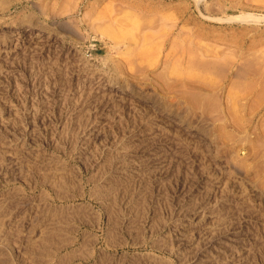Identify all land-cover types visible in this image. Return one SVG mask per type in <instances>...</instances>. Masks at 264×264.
Returning a JSON list of instances; mask_svg holds the SVG:
<instances>
[{
	"label": "rangeland",
	"instance_id": "374dc122",
	"mask_svg": "<svg viewBox=\"0 0 264 264\" xmlns=\"http://www.w3.org/2000/svg\"><path fill=\"white\" fill-rule=\"evenodd\" d=\"M0 264H264V0H0Z\"/></svg>",
	"mask_w": 264,
	"mask_h": 264
}]
</instances>
